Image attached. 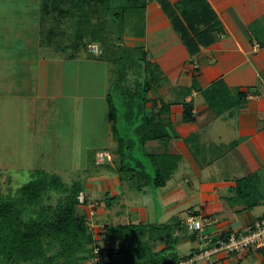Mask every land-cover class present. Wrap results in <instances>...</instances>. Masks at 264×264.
Segmentation results:
<instances>
[{
	"label": "crops",
	"instance_id": "1",
	"mask_svg": "<svg viewBox=\"0 0 264 264\" xmlns=\"http://www.w3.org/2000/svg\"><path fill=\"white\" fill-rule=\"evenodd\" d=\"M208 1L221 23L220 32L214 34L213 46L195 58L189 56L156 0H146L139 10L143 12L141 34L128 37L122 33L124 47L144 53L146 62L158 71L159 80L147 94L145 112L154 118V132L168 135L146 141L139 152L132 148L147 171L158 172L164 182L158 188L150 183L138 189L135 180L120 171L107 104L105 60L87 50L88 45L98 44L86 33V49L75 58L41 47L40 0H33L35 7L26 11L32 20L23 18L27 20L23 24L20 15L31 0L22 6L14 5L15 0H0V30L10 37L9 47H0V63L5 65V70L0 67V200L16 192L11 191L12 178L3 177L15 165L14 155L20 169L27 171L32 157H39L42 167L37 169L34 163L30 172L49 173L44 166L50 162L44 164V158L51 159L53 166L61 142L67 145L83 124L87 143L90 138L100 142L97 147H85L94 152L93 166L83 164L62 181L68 186L81 182L85 203L76 207V214L84 217L93 247L113 251L110 264H157L190 257L203 248L185 227L191 215L203 222L204 235L213 241L243 233L264 219V0H256L252 19L241 17L230 0ZM10 13L16 20L15 28L8 29ZM249 20H256L255 28ZM22 26L36 36L19 49L15 37L24 36L25 30L19 32ZM219 81L229 90V100L239 101L217 115L201 92ZM177 89L190 92L185 97L191 104L190 122L181 120L182 107L174 105L185 94H177ZM60 100L67 117H72L70 138L66 128L61 130L69 121L63 127L57 122ZM162 104L173 106L163 111ZM79 109L82 122L77 124ZM28 151L32 157L28 158ZM102 151L111 154V161L97 165L96 154ZM244 181L251 184L239 192ZM119 227L131 231L122 235L107 232ZM196 264H264V250L243 255L218 253Z\"/></svg>",
	"mask_w": 264,
	"mask_h": 264
},
{
	"label": "trees",
	"instance_id": "2",
	"mask_svg": "<svg viewBox=\"0 0 264 264\" xmlns=\"http://www.w3.org/2000/svg\"><path fill=\"white\" fill-rule=\"evenodd\" d=\"M156 1L191 58L213 46L214 34L220 32L221 23L208 0H180L174 4L168 0ZM230 1L241 17L253 18L254 7L258 5L256 0ZM114 2L115 0H40L41 37L43 35L41 47L75 58L86 47L84 36L88 33L90 41L97 43L100 48L99 60L109 61L106 56L104 58L107 52L109 54L107 56L110 57L111 54L120 60L124 67L132 65L139 67L141 71L139 78L144 79L141 83L137 80L134 90L116 84L109 87L107 94L109 118L112 122L113 138L118 144L121 173L124 176L130 175L138 189L150 183L152 187L158 188L164 183L160 175L158 172H148L150 169L134 155L132 148L139 152L146 141L168 136L154 132V128L151 127L154 118H148L145 112L147 94L152 85L159 80V74L156 67L146 62L144 53L123 47L121 40L124 30L122 33L119 32L115 43L108 41L107 38L110 37L107 36L114 34V31L112 33V30H108V34L105 32L107 28L116 27V24H111L104 15L111 17L118 15L111 11ZM122 2L127 4L126 9L131 12L143 8L146 0ZM107 9H110L108 13ZM121 15L124 17L125 11L121 12ZM72 25L75 28L73 41L67 44L56 43ZM91 26L95 27V32L90 30L86 32L85 28ZM101 33L106 39L103 44L97 41V34ZM133 54H138V57L131 60ZM137 59L142 60L143 65L137 63ZM176 91L179 95L186 94H183L180 102L174 105L182 107L181 120L185 123L190 122L191 104L185 101L190 92L182 89ZM201 94L217 115L233 108L239 101L229 100L230 92L221 81L212 84ZM172 106L162 104L161 107L165 108L163 109L165 111ZM249 181L240 182L238 191H245L246 183H250ZM80 193H83L81 182L74 181L68 186L57 175L46 171H34L31 179L16 190L12 197L1 199L0 264H85L92 256L95 242L84 217L77 215L75 211L77 206L82 205L77 199ZM52 194L61 197L54 205L50 203ZM129 231L130 228L122 227L107 229L110 234L122 235ZM108 253L111 258L113 251L109 250ZM174 263V259H164L157 264Z\"/></svg>",
	"mask_w": 264,
	"mask_h": 264
},
{
	"label": "rangeland",
	"instance_id": "3",
	"mask_svg": "<svg viewBox=\"0 0 264 264\" xmlns=\"http://www.w3.org/2000/svg\"><path fill=\"white\" fill-rule=\"evenodd\" d=\"M6 1H8V0H6ZM24 1L25 0H15L14 5L15 4L18 6L26 5ZM168 1L171 4H174V2H172V1H175V0H168ZM125 3H126V1H125ZM29 4L30 5L28 6V8H26L25 13L22 12L23 15H20V19H22L21 20L22 24L25 21H27V20H24L23 18H27V19L29 18L30 20H32V18H31L32 14L31 13L26 14V11H29L30 8L33 9L35 7V6H33V0H31V2ZM126 8H127V4L126 5L123 4L122 0H115L113 7H111V11L117 13L118 15L113 16V17H111V15L106 16L107 14L104 15L105 18H107L111 24H116V27H114L113 29L107 28V30L105 32V34H108V30H110V31L112 30V33L114 31V34H112L111 36L110 35L107 36V37H110V38H107L110 43L111 42L115 43L117 41L116 39L118 38L119 32L122 33L123 30H125L124 32H126V35L128 37H134L135 35L138 36L142 32V29H143L142 13L143 12L141 13V11H139V10L129 12ZM18 10L23 11L24 9L18 8ZM106 11L108 13L110 11V9L109 10L107 9ZM123 11H125L124 17L121 15V12H123ZM10 15H11V17H10L11 19L6 24V27L8 29H11V27L15 28L14 21L16 20V18L14 19V16L12 13H10ZM1 16H2V14H1ZM88 19H90V17ZM92 21L95 24V21L94 20H92ZM248 23H249V26L252 28H255V26L257 24L256 20L255 21L249 20ZM20 24L21 23L18 24L17 28H20L19 27ZM27 27L28 26H22V28L19 30V32L25 30L23 33L24 34L23 37H21V38L15 37L17 39V40H15V42L18 44L19 49L26 48L27 47V41H30V42L35 41V36H36L35 32L32 30H28ZM74 30H75V28H73V25H72L71 29L69 31H67L66 34H64L60 40H57L56 43L61 42V44H67V43L73 41L74 35H75ZM86 30L94 31L96 29H95V27L91 26L90 28H85V31ZM1 31L2 30H0V47L1 48H3V47L7 48V46H8L7 42L9 43L10 37L4 36L3 31L2 32ZM97 37H98L97 41L99 43L106 42V39L104 38L105 36L103 35V33L97 34ZM121 41H123V36H122ZM121 44L123 45V47L125 46L123 44V42H121ZM9 45H11V44H9ZM107 55H109V54H107V52H105L104 58L106 56V58L109 60L107 62H106V60L104 61V63H105L104 64V67H105L104 71L106 72V76H107V80H108L107 81L108 87L116 84L119 87L123 86V87H128L130 90H134V88L136 87V84H137V80H139L140 83L143 82L144 77H143V79L139 78V74L141 72L138 69L139 67L137 68L135 65H132L130 67L129 66L124 67L121 65L122 63H120L121 62L120 60L115 59L114 57H112L111 54H110V57ZM139 55H141V54H139ZM135 57L137 58L138 54H133L131 57V60L132 59L134 60ZM137 60H136L137 63L139 62L141 65H143L142 60H140V61L139 60L137 61ZM133 63H134V61H133ZM0 67H2L3 70H5V65H2L0 63ZM84 74L86 75V73H84ZM63 105L64 104H63L62 100H60L59 101V107L60 108L58 110H56L55 113H57V115H56L57 116V122L60 124V127H63V123L66 119L69 121L68 123H65L64 127L61 129V130H64L66 128L65 134H67V137H69L70 131L73 129L71 127L72 126V117H71V115L67 117V113H65V111L63 109ZM80 106L82 107V102H81ZM80 111H81V109H79V111H77L78 112V115L76 118L77 124H78V121L82 122L81 116L79 117ZM98 114H99V111L96 110L95 116H98ZM44 120L46 121V119H44ZM97 121H98V119H97ZM79 127H80V125H79ZM85 135L86 134H85V131H83V124H82L81 129H79V133L74 136L73 140H70V142L68 141L67 145H64V143L61 142V148L55 152V155H58L59 157H56L52 160V162H54L53 166L51 163V159L48 160L47 157L44 158V160H43L44 164H47L50 162L49 165L44 166L45 169H47L49 171V173H52L53 175L59 176L64 181L66 178H69L68 176L71 177V176L75 175L74 170L81 168L83 164H84V166L92 167L93 166V160H94V156H93L94 152H93V150H87L88 148L86 149L85 147L89 146L91 144H92V146L97 147L100 142L97 138H95V139L90 138L89 139L90 143H87ZM15 139H17L16 142H20V141H18V135L17 134L15 135ZM84 139H85V142H84ZM76 143L79 147L78 150L76 149L77 148ZM83 143H84V147H83ZM79 153L81 155H79ZM31 154L32 153L30 151H28V155H29L28 158L32 157V156H30ZM17 158L18 157L14 155L15 165L13 166L11 172H9V174H5V175L3 174V177L5 176V178H7V179L12 178V185H11L12 190L11 191H16V189H18L19 187H21L22 185H24L25 183H27L31 179V174L33 172H30V170H29V169H31L30 167L35 166L36 163L38 164V165H36L37 169L42 167V164L39 165V161L41 159L39 160V157L38 158L32 157L33 159L28 162L29 163V164H27L28 168L26 167L27 171H25L24 167H22L21 169L19 168L20 162H18ZM55 160H56V162H55ZM70 168H72V172H68ZM5 185H6V182H5ZM66 185H68V184H66ZM59 197L60 196L57 194H52L51 199H50V203L53 205L56 204Z\"/></svg>",
	"mask_w": 264,
	"mask_h": 264
},
{
	"label": "built area",
	"instance_id": "4",
	"mask_svg": "<svg viewBox=\"0 0 264 264\" xmlns=\"http://www.w3.org/2000/svg\"><path fill=\"white\" fill-rule=\"evenodd\" d=\"M88 52L98 56L100 48L96 44L87 46ZM252 96L249 95L248 99ZM97 165H104L111 161V154L107 151L98 152L95 157ZM81 204H84V194L80 193L77 197ZM186 229L195 234L200 240L203 248L192 254L190 257L178 260L174 264H196L204 259H211L215 254H258L264 250V219L256 221L249 226L243 233H231L225 239L213 241L204 235L203 222L195 217L189 216L185 222ZM109 253L99 246H94L91 258L85 264H110Z\"/></svg>",
	"mask_w": 264,
	"mask_h": 264
}]
</instances>
